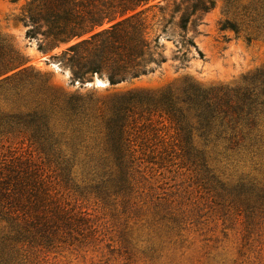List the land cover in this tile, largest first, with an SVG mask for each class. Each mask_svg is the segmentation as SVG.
I'll return each instance as SVG.
<instances>
[{"label": "rangeland", "instance_id": "obj_1", "mask_svg": "<svg viewBox=\"0 0 264 264\" xmlns=\"http://www.w3.org/2000/svg\"><path fill=\"white\" fill-rule=\"evenodd\" d=\"M157 2L146 5L151 35ZM29 5L0 0V45L30 66L0 76V162L28 160L72 218L48 244L15 238L0 219V264L9 253L21 264H264V105L255 144L246 138L234 149L196 137L189 155L174 123L138 104L126 112L123 160L108 136L113 104L135 90L158 93L184 77L203 87L263 79L264 0H215L194 35L202 57L193 48L181 65L176 43L162 36L165 62L114 85L96 75L98 87L73 82L60 56L68 43L51 48L41 31L29 36ZM227 19L238 32L221 28Z\"/></svg>", "mask_w": 264, "mask_h": 264}, {"label": "trees", "instance_id": "obj_2", "mask_svg": "<svg viewBox=\"0 0 264 264\" xmlns=\"http://www.w3.org/2000/svg\"><path fill=\"white\" fill-rule=\"evenodd\" d=\"M150 1L153 0H30L25 14L27 25H32L28 34L33 37L41 31L51 48L68 43L60 51L61 63L73 82L80 83L104 75L108 84L114 85L152 71V63L158 66L167 60L160 43L162 36L176 43L174 58L181 65L193 48L202 57L194 35L215 0H158L153 4L159 10L153 35L145 16ZM34 3L37 4L33 6ZM104 24L109 25L102 27ZM221 28L239 31L228 19ZM252 38L247 35V40ZM24 63L18 51L0 45V76L19 67L15 74L27 71L30 66H23ZM261 71L264 77V70ZM251 80L235 87H203L184 77L180 84L168 85L158 93L130 92L133 99H120L113 104L108 123V136L117 147L118 157L123 160L129 147L126 112L137 104L165 114L174 123L182 148L189 155L198 151L196 137L204 147L224 143L227 149H234L246 138L254 145L256 137L252 131L264 105V78ZM77 108L80 106L72 110ZM36 126L35 130L42 129ZM122 179L126 181V177ZM47 184L28 160L11 158L0 162V219L7 221L15 238L32 242L39 238L48 244L62 226L65 229L71 225L72 215L51 195ZM7 255L4 264H21L12 254Z\"/></svg>", "mask_w": 264, "mask_h": 264}, {"label": "water", "instance_id": "obj_3", "mask_svg": "<svg viewBox=\"0 0 264 264\" xmlns=\"http://www.w3.org/2000/svg\"><path fill=\"white\" fill-rule=\"evenodd\" d=\"M53 65H56V64H53ZM99 79L100 78L96 77L93 81L85 83V86H90V85H94L95 87L103 86V83H101V81H99Z\"/></svg>", "mask_w": 264, "mask_h": 264}, {"label": "bare ground", "instance_id": "obj_4", "mask_svg": "<svg viewBox=\"0 0 264 264\" xmlns=\"http://www.w3.org/2000/svg\"><path fill=\"white\" fill-rule=\"evenodd\" d=\"M99 81H101V80L99 79ZM101 83H103V82L101 81Z\"/></svg>", "mask_w": 264, "mask_h": 264}]
</instances>
